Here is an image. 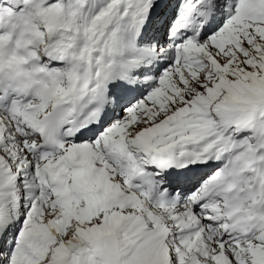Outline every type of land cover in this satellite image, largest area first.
Returning <instances> with one entry per match:
<instances>
[{"label":"snow or ice","instance_id":"6c2138e0","mask_svg":"<svg viewBox=\"0 0 264 264\" xmlns=\"http://www.w3.org/2000/svg\"><path fill=\"white\" fill-rule=\"evenodd\" d=\"M0 264H264V0H0Z\"/></svg>","mask_w":264,"mask_h":264}]
</instances>
